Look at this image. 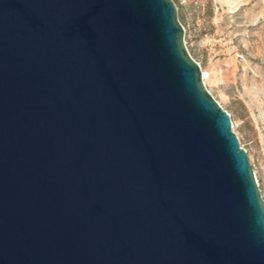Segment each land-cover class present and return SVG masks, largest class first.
Wrapping results in <instances>:
<instances>
[{"label": "water", "instance_id": "water-1", "mask_svg": "<svg viewBox=\"0 0 264 264\" xmlns=\"http://www.w3.org/2000/svg\"><path fill=\"white\" fill-rule=\"evenodd\" d=\"M0 264H264L173 0H0Z\"/></svg>", "mask_w": 264, "mask_h": 264}, {"label": "rangeland", "instance_id": "rangeland-1", "mask_svg": "<svg viewBox=\"0 0 264 264\" xmlns=\"http://www.w3.org/2000/svg\"><path fill=\"white\" fill-rule=\"evenodd\" d=\"M173 1L186 48L230 115L264 200V0Z\"/></svg>", "mask_w": 264, "mask_h": 264}, {"label": "bare ground", "instance_id": "bare-ground-1", "mask_svg": "<svg viewBox=\"0 0 264 264\" xmlns=\"http://www.w3.org/2000/svg\"><path fill=\"white\" fill-rule=\"evenodd\" d=\"M204 74H203V79H206L207 77H208V74L207 73H205V72H203Z\"/></svg>", "mask_w": 264, "mask_h": 264}]
</instances>
